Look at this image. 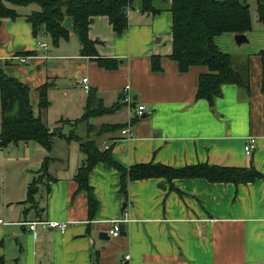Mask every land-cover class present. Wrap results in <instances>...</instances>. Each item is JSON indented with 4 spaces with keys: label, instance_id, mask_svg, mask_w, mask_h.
Listing matches in <instances>:
<instances>
[{
    "label": "crops",
    "instance_id": "0c3cea01",
    "mask_svg": "<svg viewBox=\"0 0 264 264\" xmlns=\"http://www.w3.org/2000/svg\"><path fill=\"white\" fill-rule=\"evenodd\" d=\"M169 2L155 1L153 6L161 11L150 14L141 12L140 1L135 0L121 34L113 32L106 17L92 21L88 37L99 43L100 57L115 60L113 69L80 55L69 18L63 23L68 41L53 47L47 38H34L25 20L36 7H15L19 17L0 22V70L28 87L33 114L44 125L61 131L66 127L68 133L74 127L63 122L84 114L89 94L81 80L87 78L95 102L120 107L113 114L81 123L84 131L76 134L86 138L90 124V139H96L100 149L111 146L112 159L123 168L146 163L174 169L198 164L253 167L262 177L245 184L205 179L130 181L124 198L118 194V172L98 163L88 178L97 202V211L89 218L86 197L77 192L73 180L84 159L79 143L57 137L50 152L36 143L35 156L27 154L32 142L19 143L24 153L2 160L6 164L0 180L2 264L264 263V90L259 56L264 51V24L258 20L255 4L247 43L236 45L235 35L228 33L214 38L217 49L232 56L236 68L247 67L249 89L224 85L211 107L195 98L198 78L207 68L194 66L180 73L168 57L172 50ZM17 57H26V62ZM152 57H158L159 71L152 70ZM47 83L49 105L39 109L38 89ZM126 97L129 100L123 101ZM138 106H144L145 116L131 125ZM107 125L126 126L99 135L98 130ZM249 138L255 142L246 153ZM46 158L53 181L39 185L33 208L25 203L27 188ZM20 177L25 180L16 185ZM123 203L126 208L121 212ZM37 221L68 226L64 232L41 225L31 231L28 223ZM116 221L124 234L112 237L109 231ZM102 231L107 239L99 238Z\"/></svg>",
    "mask_w": 264,
    "mask_h": 264
},
{
    "label": "trees",
    "instance_id": "16d2710c",
    "mask_svg": "<svg viewBox=\"0 0 264 264\" xmlns=\"http://www.w3.org/2000/svg\"><path fill=\"white\" fill-rule=\"evenodd\" d=\"M135 0H0V22L3 19L15 20L19 17L15 7L34 5L37 10L25 17L30 24L34 38H47L53 47L61 41H68L69 31L64 26L65 19L72 23V32L80 45V55L90 58L105 69L116 67L114 59L103 58L98 55L96 41H91L88 32L92 21L98 17H106L115 34H121L127 28V11ZM143 13L156 14L155 1L139 0ZM254 1L258 20L264 24V0H170L168 10L172 15V50L169 59L177 64L178 71L185 73L190 67L201 66L207 68V73L198 78L195 98L205 100L213 106L215 100L221 96L224 85H235L248 92L247 67L236 68L232 56L220 52L214 44V38L222 34L245 35L251 30L249 2ZM29 53H24L23 55ZM26 55V56H27ZM261 60V85L264 90V51L259 53ZM158 57H152V70L159 71ZM50 84L39 87V109L49 105L47 91ZM89 99L82 117L75 121L63 123L76 127L87 122L90 118L113 114L120 107L119 104L104 107L88 91ZM96 103H98L96 105ZM0 105L1 131L0 150L10 144L37 143L46 152H50L53 140L57 137L67 141L79 143L80 153L83 155L80 166L76 170L73 180L77 184V192L86 197L88 215L92 218L97 211V202L93 198L92 188L89 186V175L98 163L118 172V194L126 198L127 184L152 178L174 179H205L211 183L245 184L262 176L253 168H224L198 164L174 169L161 164H136L123 168L111 156V146L100 149L96 139L88 136L92 126L87 125V137H79L73 128L64 135L60 127L53 130L44 125L40 118L33 114L29 103V89L14 78H8L0 70ZM133 117L130 124L138 120ZM126 125L102 126L98 134L113 132L125 128ZM46 158L27 188L25 203L37 207L35 195L39 185L46 184L51 179L48 174ZM0 264H2L0 260Z\"/></svg>",
    "mask_w": 264,
    "mask_h": 264
},
{
    "label": "built area",
    "instance_id": "2783aa9c",
    "mask_svg": "<svg viewBox=\"0 0 264 264\" xmlns=\"http://www.w3.org/2000/svg\"><path fill=\"white\" fill-rule=\"evenodd\" d=\"M38 46L40 48H45L46 47V45L44 43H38ZM17 59L21 63H25L26 62V57H17ZM81 85H82L83 91L85 93H88L89 84H88L87 78H83L81 80ZM127 89H128V87L125 88V90L123 91V94L127 93ZM128 100H129V98H127V97L125 99H123V101H128ZM143 111H144V106H138L137 109H136V112H135L136 117H140L142 115ZM127 133H128L127 129L122 131L123 135L127 134ZM254 142H255L254 139H251V138L247 139L246 144L244 146V151L246 153H250L251 152V150L254 147ZM105 148H108V147L106 146ZM3 224H4V220H3V218L1 217V214H0V225H3ZM118 224H119V221H116V222L112 223V230L109 231V233H110V235L112 237H117L119 235ZM28 225H29V229L31 231H33L37 225H41L44 228L57 229V230H59L61 232H64L67 229L68 223H60V222H56V221H37V222L28 223ZM126 259H127V257H126Z\"/></svg>",
    "mask_w": 264,
    "mask_h": 264
},
{
    "label": "rangeland",
    "instance_id": "374dc122",
    "mask_svg": "<svg viewBox=\"0 0 264 264\" xmlns=\"http://www.w3.org/2000/svg\"><path fill=\"white\" fill-rule=\"evenodd\" d=\"M251 9L250 12L252 15H255V2L250 1ZM36 7V6H34ZM37 9V7H36ZM76 133L82 134L84 131V125L79 124L78 127H76ZM68 133V130L66 127H64V131L62 130V133ZM39 149L38 145L36 143H30L29 149H27V154L29 153L30 156H35L36 151ZM24 153V147L22 144H19L18 146L10 145L7 149H4L0 151V180L3 178V168L5 169L6 164L2 160L6 157H9L11 155H16L17 157L21 156ZM7 173V172H6ZM21 178V177H20ZM19 178L16 185H22V183L25 180V177ZM42 189V188H41Z\"/></svg>",
    "mask_w": 264,
    "mask_h": 264
},
{
    "label": "water",
    "instance_id": "95a60500",
    "mask_svg": "<svg viewBox=\"0 0 264 264\" xmlns=\"http://www.w3.org/2000/svg\"><path fill=\"white\" fill-rule=\"evenodd\" d=\"M234 41H235L236 45H238V46H240V45H242L244 43H247V39H246L245 35H235L234 36ZM144 116L145 115L142 114L140 116V118H143ZM125 208H126V203H123L122 206H121V212H123ZM119 232H120V234H124L122 226H120ZM99 238L100 239H107L108 238V234L106 232L102 231V232L99 233Z\"/></svg>",
    "mask_w": 264,
    "mask_h": 264
}]
</instances>
